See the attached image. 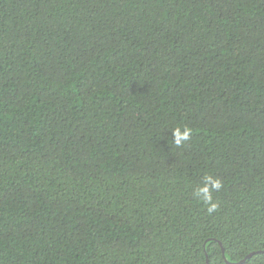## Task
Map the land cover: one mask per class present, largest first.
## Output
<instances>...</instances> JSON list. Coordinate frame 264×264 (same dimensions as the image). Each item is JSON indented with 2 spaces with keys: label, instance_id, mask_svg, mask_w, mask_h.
<instances>
[{
  "label": "trees",
  "instance_id": "1",
  "mask_svg": "<svg viewBox=\"0 0 264 264\" xmlns=\"http://www.w3.org/2000/svg\"><path fill=\"white\" fill-rule=\"evenodd\" d=\"M263 252L264 0H0V264Z\"/></svg>",
  "mask_w": 264,
  "mask_h": 264
},
{
  "label": "clouds",
  "instance_id": "2",
  "mask_svg": "<svg viewBox=\"0 0 264 264\" xmlns=\"http://www.w3.org/2000/svg\"><path fill=\"white\" fill-rule=\"evenodd\" d=\"M191 133H192V129L187 127V126H185L183 128V131H181L180 128L174 129L173 130V136H174L175 144L177 146H179L182 144V142L189 140L191 138ZM211 187H212V189H215V190L221 189V187H222L221 181L219 179H212L211 180ZM208 191H209L208 187L205 186V187L199 189L198 195L200 193H207ZM203 198H204L205 202H207L209 205L208 212L211 213V212L215 211L217 208V204L212 202V198L210 196L209 197H203Z\"/></svg>",
  "mask_w": 264,
  "mask_h": 264
},
{
  "label": "water",
  "instance_id": "3",
  "mask_svg": "<svg viewBox=\"0 0 264 264\" xmlns=\"http://www.w3.org/2000/svg\"><path fill=\"white\" fill-rule=\"evenodd\" d=\"M264 253V252H263ZM252 254L246 256L243 260L239 261V262H236V263H229V264H242L246 259L250 258Z\"/></svg>",
  "mask_w": 264,
  "mask_h": 264
}]
</instances>
